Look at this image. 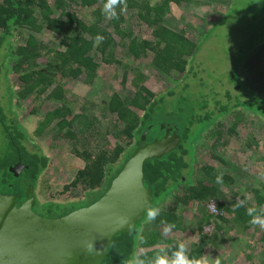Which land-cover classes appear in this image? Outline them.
Returning a JSON list of instances; mask_svg holds the SVG:
<instances>
[{
  "label": "trees",
  "instance_id": "obj_1",
  "mask_svg": "<svg viewBox=\"0 0 264 264\" xmlns=\"http://www.w3.org/2000/svg\"><path fill=\"white\" fill-rule=\"evenodd\" d=\"M198 1L207 6L224 7V11L213 21H202L207 26L199 35H188L184 30L173 28L167 17L173 6L192 0H123L116 8L115 19L103 12L106 0H0V89L7 96L4 101L0 92V136L4 140L0 148V182L4 183L8 175H15L9 168L21 163L23 168L15 176L26 175L28 181L23 189L32 185L37 203L36 182L49 158L33 143L32 137L49 128L54 139H68L65 140L68 147L82 166L75 170L65 189L77 187L82 197L69 201L70 205L45 202L56 213L52 218H56L75 210L74 204L87 202L90 193L98 196L88 205L96 201L149 127L179 138L171 151L143 165V183L152 195L150 209L159 208V215L148 221L147 211L131 230L117 233L100 264H132L137 254H141L146 264L158 255L171 260L181 243L195 264H210V261L211 264L217 261L219 264H264V229L252 225V217L247 214L248 208H255L256 215L264 216V154L263 171H252L248 166L240 172L246 179L240 180L236 172L218 169L228 162L216 152L217 148L234 142L227 139L237 135L236 126L246 115L264 120V73L260 75L263 82L259 87L241 78L245 67L252 64L255 68L261 63L264 42L258 47L250 46L236 63L230 64L228 80L216 68L209 70L194 57L207 32L223 22L239 0ZM130 24L139 29L138 33L144 27L147 35L139 36L123 28ZM49 35L57 44L45 41ZM97 35L103 36L99 43L95 41ZM126 58H131L137 66L133 68L121 60ZM144 59L152 70L168 80L178 75L172 80V86L158 94L148 89L143 84L141 71ZM114 64L123 69V85L134 74L132 90L124 95L112 92L100 103L86 102L88 106L74 112L67 101L65 86L78 80L91 85L101 65ZM192 79L203 88L197 94L201 96L197 106L185 98V92L179 93L180 89H189ZM176 95L180 97L176 109L187 111V115L182 114L186 124L180 130L156 116L159 105ZM31 97L51 104L33 136L17 118L6 113L15 115L13 100ZM99 106L102 111L97 112L95 109ZM227 116L234 120L232 127L226 122ZM105 120L111 123L101 122ZM258 132L253 138L264 144V127ZM109 136L114 139L110 145ZM211 136L215 140L208 146L209 155L203 158L199 148L203 147L204 138ZM25 140H30L31 145L27 146ZM245 144L250 146L251 141L245 140ZM218 176L222 177L221 183H217ZM9 185L16 187L19 183ZM241 201L243 206L236 207ZM209 204L214 205V212L210 211ZM193 210H196V218H191L195 221V230L185 221ZM206 226H209L207 232ZM189 231L196 236L195 241L185 240L179 234ZM205 249L207 253L213 250L215 256L208 254L206 260Z\"/></svg>",
  "mask_w": 264,
  "mask_h": 264
},
{
  "label": "rangeland",
  "instance_id": "obj_2",
  "mask_svg": "<svg viewBox=\"0 0 264 264\" xmlns=\"http://www.w3.org/2000/svg\"><path fill=\"white\" fill-rule=\"evenodd\" d=\"M235 5L230 15L223 22L214 26L211 30L208 29L209 32L206 34L205 41L199 46V50L194 57V60L197 59L199 62L202 61L209 70L213 71L216 68L217 73H223L222 76L227 78V80L228 75H231L230 64L236 63L237 59L243 56L246 49L250 46L254 45V47H258L264 42V9H261L262 5L259 4V0H239L236 1ZM222 11H224V7L216 5L207 6L198 0H192V2L188 4H182L178 7L173 6L171 12L168 14L167 20L171 23L170 25H172L173 28L184 30L185 34L199 35L207 26L204 25L202 21L215 20ZM131 21L133 23V20ZM124 27L132 30L133 33H138L137 31L139 30L135 25L133 26L131 24L128 26L123 25V28ZM145 32L144 27H141V32L138 33V35L146 36L147 33ZM45 41L50 45H55L58 42L50 35L49 37L45 36ZM247 56L244 59H246ZM121 60L125 61L126 64H129V66L133 68L137 66V63H134L131 58ZM260 61L261 63L259 62L258 67L255 66V68H253L252 64H250L248 68L245 67V72H241V78H245V81H248L249 84L258 87L261 82H263V80L260 79V75L264 73V55ZM142 64H144V67L141 68V71L144 72L143 84L154 94H158L172 86V80L178 76L173 75V77L171 76L168 80L163 75L152 70L148 65L147 59H144ZM122 73L123 69L116 64L108 66L101 65L99 75L93 84H85L78 80L65 86L67 101L74 112L80 111L84 105L88 106L86 102H95V104L98 102L100 103L101 100L105 99L112 92H118L124 95L129 90H132L131 79H133L134 74H131V78L123 85L121 83ZM201 75L207 77L206 73H202ZM14 79L15 78H13V80ZM189 86V89L185 91L180 89L179 93L181 95L185 92L183 94L185 98H188L192 105L196 104L197 106L201 100L199 99L201 96L197 94L203 91V88L200 87L199 83L195 82V79H192ZM2 90L1 88V93ZM2 96L4 101H6L7 96L4 93H2ZM178 96L179 95H176L164 100L163 104L161 103L159 105V111H157L156 116H159V119H162V121L170 123L169 125H171L172 128L181 129L184 124H186V120L183 119L184 115L182 114L185 112L187 115V111H178L176 109V102L180 98ZM13 104L15 105L13 108L15 115L13 116L6 111L7 116L17 118V121L22 123L25 129L32 134L31 136H33L39 121L43 118V113L51 106L50 102H44L42 98L34 101L33 97L18 102L13 100L12 105ZM209 108H212V106ZM33 109H37V112L35 111V113H32ZM95 110L97 112L102 111L101 106L97 107ZM98 114L99 113H97V115ZM233 121L234 120L231 119L230 116L226 117V122L230 127L233 126ZM243 121L241 123L239 122L238 126H236L237 135H234L233 138L229 136L227 139L234 140V142L227 144L225 147L221 146L216 150V152L225 157V160L228 162L226 165L221 164L218 169L221 171L236 172L240 180L246 179L240 172L246 170L248 166L252 171L259 173L263 171L262 155L264 154V144H262V142L260 143L258 139V142L255 141V138H253V136H258V131L264 127V120L258 116L249 114L246 115ZM101 122L109 123L107 120ZM194 127L200 128L202 126L195 125ZM190 135H195L193 130ZM260 137L261 136L258 138ZM32 138L33 143L35 141L43 154L49 158L45 171L36 182L35 196L37 203L34 204L33 210L41 217L52 218L56 213H54L45 202L51 201L52 203L70 205L69 201L82 197V191L81 189H77V187L75 189L71 187H69L68 190L65 189V187L70 184L75 170L82 166V162L71 152L65 141L68 139L63 137L54 139L51 129L49 128L41 135H34ZM108 139V144L110 145L114 139L112 136H109ZM195 140L200 139L199 137H195ZM213 140L215 139L212 136L204 138L203 142L205 143L203 147L199 148L201 157L204 158V156L207 157L209 155L208 146L212 144ZM245 140H250L251 145H246ZM24 143H26L27 146H29V144L31 145L30 140H25ZM3 144L4 140H2L0 136V148ZM4 179V183L0 182V193L19 195V199L22 200L25 196V190L23 188L28 181L26 175L24 173L18 176L8 175ZM14 182L19 183V186L16 185L15 187L9 185ZM241 186L243 185L241 184ZM243 192L248 196L245 189H243ZM97 196L98 194L90 193L87 197V202H79L73 206L76 209L85 207L88 203L95 200ZM194 214H196V210H193V212L189 213L185 218L186 223L190 229L193 230L196 228L195 221L191 220V218H196ZM204 231H209V226H206ZM179 234H181L182 238L185 240L195 241L196 236L191 234L190 231ZM208 254H210V256H215V252L210 250L208 253L206 252V260L209 259ZM206 264H208V262Z\"/></svg>",
  "mask_w": 264,
  "mask_h": 264
},
{
  "label": "water",
  "instance_id": "obj_3",
  "mask_svg": "<svg viewBox=\"0 0 264 264\" xmlns=\"http://www.w3.org/2000/svg\"><path fill=\"white\" fill-rule=\"evenodd\" d=\"M178 141L176 134L149 127L105 192L90 205L60 217L44 218L34 212L32 185L23 200L0 193V264H100L112 238L131 230L150 209L144 162L163 156ZM22 168L17 163L9 170L17 175Z\"/></svg>",
  "mask_w": 264,
  "mask_h": 264
},
{
  "label": "clouds",
  "instance_id": "obj_4",
  "mask_svg": "<svg viewBox=\"0 0 264 264\" xmlns=\"http://www.w3.org/2000/svg\"><path fill=\"white\" fill-rule=\"evenodd\" d=\"M123 3V0H106V3L103 5V12L104 14L111 19L117 18V12L116 8L117 6L121 5ZM259 4L264 5V0H259ZM103 40V36L97 35L95 38L96 43H99ZM222 182V177H217V183ZM243 202H238L236 204V207H242ZM264 211V210H262ZM160 209L159 208H151L148 210L147 213V220L152 221L155 220L156 217L159 215ZM257 209L255 208H248L247 214L252 217L250 223L252 225H259L261 229H264V216L256 215ZM165 233L169 231V227H165L164 229ZM89 250H91V244L88 245ZM161 252H164V249L160 250ZM132 264H146L145 260L141 258V254H137L135 259L133 260ZM149 264H195L194 261H190L187 255V248L184 244H179L177 246V250L173 252L172 259L168 260L165 257L162 256H156L154 260L150 261ZM217 264H219V261H217Z\"/></svg>",
  "mask_w": 264,
  "mask_h": 264
},
{
  "label": "built area",
  "instance_id": "obj_5",
  "mask_svg": "<svg viewBox=\"0 0 264 264\" xmlns=\"http://www.w3.org/2000/svg\"><path fill=\"white\" fill-rule=\"evenodd\" d=\"M209 209H210V211L214 212L215 211L214 205L213 204H209Z\"/></svg>",
  "mask_w": 264,
  "mask_h": 264
},
{
  "label": "flooded vegetation",
  "instance_id": "obj_6",
  "mask_svg": "<svg viewBox=\"0 0 264 264\" xmlns=\"http://www.w3.org/2000/svg\"><path fill=\"white\" fill-rule=\"evenodd\" d=\"M25 192H26V188H25ZM23 200V199H22Z\"/></svg>",
  "mask_w": 264,
  "mask_h": 264
}]
</instances>
